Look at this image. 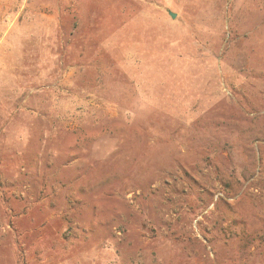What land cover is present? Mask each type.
<instances>
[{"label":"rangeland","instance_id":"1","mask_svg":"<svg viewBox=\"0 0 264 264\" xmlns=\"http://www.w3.org/2000/svg\"><path fill=\"white\" fill-rule=\"evenodd\" d=\"M0 264H264V0H0Z\"/></svg>","mask_w":264,"mask_h":264},{"label":"water","instance_id":"2","mask_svg":"<svg viewBox=\"0 0 264 264\" xmlns=\"http://www.w3.org/2000/svg\"><path fill=\"white\" fill-rule=\"evenodd\" d=\"M170 16H171L172 18H176V14H175V13L170 12Z\"/></svg>","mask_w":264,"mask_h":264}]
</instances>
